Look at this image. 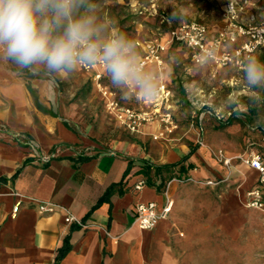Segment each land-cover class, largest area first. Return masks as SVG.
<instances>
[{"label": "crops", "instance_id": "1", "mask_svg": "<svg viewBox=\"0 0 264 264\" xmlns=\"http://www.w3.org/2000/svg\"><path fill=\"white\" fill-rule=\"evenodd\" d=\"M204 24L214 33L222 20L217 26ZM136 52L139 58L144 53L140 47ZM187 53L194 66L215 71L210 62L195 64ZM30 71L0 60V264H190L186 255L204 238L185 224L189 214L183 206L190 200L179 196L185 186L222 190L214 222L218 237L226 234L227 204L246 206L247 191L258 177L235 158L255 150L264 160V136L231 119L215 127L208 117L177 122L173 133L157 139L152 137L161 130L158 121L130 133L106 115L94 71H81L74 89L89 78L90 100L72 103L43 72ZM101 73L108 78L104 69ZM143 73L170 90L167 66H148ZM193 73L192 79L200 76ZM113 92L123 105L148 108L134 94L125 99ZM171 107L177 109L173 91ZM13 134L34 141L39 153L52 151L54 156L39 162ZM139 181L145 185L136 190ZM166 195L172 200L167 217L151 230L140 229L135 205L152 201L160 209ZM40 202L58 207L42 213ZM67 212L86 226L67 223ZM230 217L237 219L236 214ZM206 251L204 246L197 250Z\"/></svg>", "mask_w": 264, "mask_h": 264}, {"label": "rangeland", "instance_id": "2", "mask_svg": "<svg viewBox=\"0 0 264 264\" xmlns=\"http://www.w3.org/2000/svg\"><path fill=\"white\" fill-rule=\"evenodd\" d=\"M250 1L253 5L250 10L254 13L255 21L259 23L262 20L260 10L262 0ZM92 2L99 5L95 15L97 23L103 28L102 36L106 39L124 33L134 42H165L168 31L184 21L195 20L217 26L222 20L221 28L225 24L223 18L225 0H92ZM85 7H80L77 14L84 12ZM173 13L176 14L175 17ZM249 14L242 15L243 22L248 20ZM252 57L264 62V49H259ZM7 65L12 69L31 72L29 69L19 68L11 61H7ZM165 66L169 69L167 83L173 91V101L177 105V109L173 110L174 117L179 118L177 122H198L200 117L204 120L208 117L217 127L218 124L223 125L226 119H231L239 122L241 128L251 129L252 132L264 136V87H250L243 69L214 67L216 74L213 76V69L205 71L194 66L188 58L187 50L175 44L167 45L163 53L161 69H165ZM32 70L43 72L41 74L47 76L51 85L65 95L66 103L90 100L89 78L80 90H74L76 81H79L77 75L81 71L88 73L90 70L79 67L67 76L48 72L43 67H34ZM191 72H196L200 76L195 74L192 79ZM101 84L123 96L108 78L102 77ZM130 95L133 93L130 92ZM114 97L116 98L115 94ZM81 113L85 116L87 110ZM106 115L115 120L107 110ZM235 159L242 163L240 156ZM180 190L179 196L190 200L189 205L183 206L189 214L185 224L204 238L203 243L195 247L193 253L186 255L191 261L190 264H264V214L245 205L239 209L237 206L227 204L226 213L229 216L225 222L226 234H219L218 237L214 220L219 212L218 202L222 190L214 185L203 188L185 186ZM232 214H236V221L230 217ZM239 230L240 232H237ZM203 246L207 251L198 253L197 250Z\"/></svg>", "mask_w": 264, "mask_h": 264}, {"label": "clouds", "instance_id": "3", "mask_svg": "<svg viewBox=\"0 0 264 264\" xmlns=\"http://www.w3.org/2000/svg\"><path fill=\"white\" fill-rule=\"evenodd\" d=\"M82 6L85 11L77 14ZM98 7L92 0H0V60L60 76L102 65L125 99L133 97L130 92L153 99L158 86L141 71L135 42L124 33L104 38ZM243 72L250 87H264V62L250 57Z\"/></svg>", "mask_w": 264, "mask_h": 264}, {"label": "built area", "instance_id": "4", "mask_svg": "<svg viewBox=\"0 0 264 264\" xmlns=\"http://www.w3.org/2000/svg\"><path fill=\"white\" fill-rule=\"evenodd\" d=\"M262 20L257 23L254 13L250 10L253 5L250 0H225L223 18L224 26L217 32L211 33L207 26L199 21H184L172 27L164 41H150L141 43L135 41L136 47L143 48L144 53L139 58L141 71L146 67H163V53L167 45L175 44L185 48L195 64L210 62L214 67H235L243 69L247 59L252 57L259 49H264V0L260 4ZM250 13L248 20L243 22L242 15ZM85 70L94 71V81L101 96L105 100L107 112L128 132L139 133L143 126L153 121L161 124V130L153 139L161 135H169L178 128L171 107V91L163 85H158L157 94L153 99H145L142 95L134 94L145 105L146 109H138L121 104L112 91L101 84L102 65L81 66ZM19 142L28 146L36 159L41 163L48 162L54 152L39 153L34 141L20 134H13ZM243 164L257 172L256 184L247 191L246 207L264 214V160L258 151L252 150L248 154L240 156ZM230 160L225 159V163ZM211 181L206 184H211ZM144 181L134 185L136 190L144 187ZM58 207L53 202L38 203V210L42 213L52 212ZM18 205H15L16 212ZM172 200L166 195L164 205L158 209L155 202H139L135 205V221L142 230H151L159 220L164 219L170 213ZM67 223L73 221L80 226L86 225L67 212Z\"/></svg>", "mask_w": 264, "mask_h": 264}]
</instances>
